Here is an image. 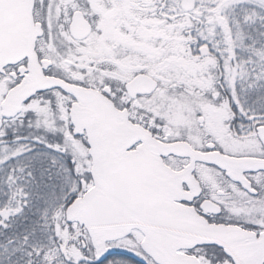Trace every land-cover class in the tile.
I'll return each instance as SVG.
<instances>
[{"label": "snow or ice", "instance_id": "6c2138e0", "mask_svg": "<svg viewBox=\"0 0 264 264\" xmlns=\"http://www.w3.org/2000/svg\"><path fill=\"white\" fill-rule=\"evenodd\" d=\"M0 264H264V0H0Z\"/></svg>", "mask_w": 264, "mask_h": 264}]
</instances>
